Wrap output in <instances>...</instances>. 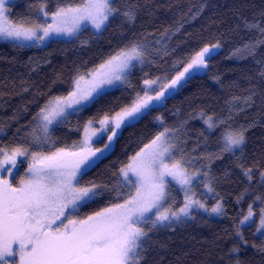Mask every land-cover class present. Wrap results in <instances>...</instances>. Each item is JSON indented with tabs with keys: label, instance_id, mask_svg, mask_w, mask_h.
Listing matches in <instances>:
<instances>
[{
	"label": "trees",
	"instance_id": "trees-1",
	"mask_svg": "<svg viewBox=\"0 0 264 264\" xmlns=\"http://www.w3.org/2000/svg\"><path fill=\"white\" fill-rule=\"evenodd\" d=\"M56 3L48 0V10H54ZM35 6L36 0H18L10 5V18L35 19ZM113 6L120 11L100 31L85 27L70 39L53 38L44 46L0 42V142L24 145L36 126L34 117L47 101L68 94L74 77L97 67L133 40L144 38L149 46L147 61L130 72L124 85L106 90L96 102L53 127L50 134L56 146L78 141L86 121L130 103L141 92L144 79L170 78L196 51L218 42L220 48L214 50L208 68L194 74L163 104L124 126L112 149L80 183L117 185L116 174L129 157L164 126H182L186 135L183 155L191 160L187 166L202 172L199 179L206 178L214 193L207 203L220 199L223 214L211 216L192 210L190 216L169 227L159 226L149 233L142 264H264V234L257 233L254 220L240 223L249 205L255 204L254 215L264 207V179L260 176L264 170V76L260 74L264 44L257 47L255 55L244 48L261 38L259 30L248 25L264 27V0H114ZM128 10L135 14L132 22L123 16ZM253 92L249 107L244 98ZM201 113L214 121L231 116L228 125L233 129L247 128L242 151L221 153L220 134L226 126L209 129ZM157 116L161 124L155 120ZM210 155L212 158L206 159ZM241 165L252 169L251 180ZM24 166L22 163L14 184ZM128 190L120 188L125 194ZM255 195L261 199L255 200ZM121 201L115 191H106L82 206L78 215L84 217ZM237 226L247 243L236 235ZM233 247L239 250L230 251Z\"/></svg>",
	"mask_w": 264,
	"mask_h": 264
},
{
	"label": "snow or ice",
	"instance_id": "snow-or-ice-1",
	"mask_svg": "<svg viewBox=\"0 0 264 264\" xmlns=\"http://www.w3.org/2000/svg\"><path fill=\"white\" fill-rule=\"evenodd\" d=\"M113 3L114 0H57L55 9L49 11L48 0H36L35 19L28 17L14 22L9 18L6 0H0V39L43 42L52 34H73L85 23L101 30L109 18L120 11ZM123 16L129 22L135 20L131 10L123 12ZM49 18L51 22H48ZM248 27L258 29L261 34V38L244 46L249 55H255L257 47L264 44V27L259 23ZM167 32L166 29L161 35ZM18 46L26 45L20 43ZM148 47L144 38L133 40L97 68L74 77L68 95L53 97L34 117L36 126L28 134L29 147L0 142V264H142L149 233L158 230L159 226L169 227L182 216H190L193 206L223 214L220 202L207 209L200 200L193 198L194 193L188 194L200 173L189 172L187 165L190 161L183 155L179 142L174 140L176 129L164 128L129 157L116 174L117 185L109 187L92 181L80 183L110 148L122 125L163 104L194 74L208 68L214 50L220 48L218 42L196 51L183 64L182 70L164 78L166 83H161L160 77L144 79L143 94L137 92L130 103L114 114L106 112L98 120H88L79 142H73L70 147H58L55 151L31 150L51 142L50 126L66 119L69 109L78 112L105 95L109 86L127 82L130 70L147 61ZM260 74L264 76V70ZM255 94L244 98L247 106H251ZM200 115L203 118V113ZM230 119L231 116L214 121L208 116L205 123L209 129L226 126L220 134V151L234 154L237 150L242 151L248 129L244 126L233 129L228 125ZM109 131L108 142L102 148L93 147L92 138ZM177 153H180L179 158ZM211 158V155L206 157ZM24 161H27L25 175L14 184V170ZM243 171L251 180L252 169L243 168ZM260 175L264 179V171ZM169 177L185 189L184 204L178 210L164 207ZM121 187H127L128 192L122 193ZM106 191H115L117 199L122 197V201L82 218L78 215L82 206L94 202ZM252 216L250 205L240 223ZM261 229H264V209L260 211L257 231ZM236 235L247 243L239 226ZM238 250L233 247L230 251Z\"/></svg>",
	"mask_w": 264,
	"mask_h": 264
},
{
	"label": "rangeland",
	"instance_id": "rangeland-1",
	"mask_svg": "<svg viewBox=\"0 0 264 264\" xmlns=\"http://www.w3.org/2000/svg\"><path fill=\"white\" fill-rule=\"evenodd\" d=\"M18 0H6V6L9 8V9H11V7H10V5L12 4V3H16ZM32 17V16H31ZM10 18V17H9ZM11 19V18H10ZM12 20V19H11ZM14 22L15 21H17V20H13ZM48 22H51L50 21V18H49V21ZM85 27H88V28H91L92 30H94V31H100V30H96V29H94L90 24H87V23H85L84 25H82L81 26V28L77 31V32H75V33H73V34H52L51 36H49L48 38H46L43 42H33V41H21V42H15V41H11V40H4V39H0V42H13V43H18V44H20V43H23L24 45H35V46H44V45H46L51 39H53V38H61V39H70V38H72V37H74L82 28H85ZM100 65V64H99ZM98 65V66H99ZM143 64H136V66L134 67V68H140L141 66H142ZM97 66V67H98ZM97 67H95V68H97ZM134 68H132L131 70H130V72L134 69ZM94 69V68H93ZM92 70V69H91ZM82 74H84V73H80L79 75H82ZM78 76V75H77ZM129 77V76H128ZM161 78V83H166L167 81L163 78V77H160ZM128 79V78H127ZM153 79H155V78H153ZM125 84V82H123V83H121V82H117L115 85H112V86H109L108 88H107V90L108 89H112V88H115V87H118V86H122V85H124ZM142 86H143V81H142ZM72 87H73V85H72ZM72 90V89H71ZM141 94H143L142 93V91L140 92ZM68 94H66V95H63V96H67ZM48 102V101H47ZM45 106V105H44ZM81 111V110H80ZM80 111H78V112H74V111H72V109H69L68 110V112H69V114H68V116H67V118L66 119H63L62 120V122H57V123H54L53 125H51L50 126V129H49V132H51V129L53 128V127H55V126H57V125H59V124H61V123H64V122H66L67 121V119L70 117V116H72V115H76L77 113H79ZM119 111V110H118ZM112 114H114V113H112ZM103 117V116H102ZM102 117H100V118H102ZM160 118V119H157V118ZM100 118H98V119H100ZM207 117L206 116H204L202 119H206ZM98 119H92V120H98ZM137 120V119H136ZM135 120V121H136ZM155 120L158 122V123H162V119H161V117L160 116H157V117H155ZM36 122V121H35ZM134 122V121H133ZM87 123V121L83 124V126H82V130H81V138L78 140V141H75V142H79L82 138H83V127H84V125ZM132 123V122H131ZM130 124V123H129ZM126 125H128V124H125V125H122L121 126V128L120 129H118L117 130V135L119 134V132L121 131V129L124 127V126H126ZM94 127H96V128H98L99 127V125L98 124H94ZM164 128H169V129H176L177 131L175 132V135H174V140L175 141H177V142H179V146H180V148H182V146H183V143H184V141H185V139H186V135H185V131H184V129H183V127L182 126H177V127H167V126H164L163 128H162V130L161 131H163L164 130ZM111 134V132L109 131V132H106V133H98L97 134V136L96 137H93L92 138V140H93V147H96V148H102L103 147V145H104V143H107L108 141H107V136L108 135H110ZM0 135H1V132H0ZM50 136H51V134H50ZM115 138L116 137H114V139H113V141H112V143H111V146H110V148L105 152V154H107L111 149H112V147H113V145H114V140H115ZM30 139V136L29 135H27V141ZM73 144V143H72ZM71 144V145H72ZM71 145H68V147H70ZM24 146L25 147H29V144L26 142L25 144H24ZM58 147H66V146H56L55 145V142H54V139H53V137L51 136V142L50 143H48V144H45L42 148H35V147H32V149L31 150H34V151H40V150H42V151H45V152H48V151H55V149L56 148H58ZM104 154V155H105ZM179 155H180V153H177V158H179ZM186 159H187V157H185ZM22 161L24 160V158H20ZM188 160V159H187ZM189 161V160H188ZM191 161V160H190ZM24 164H25V166H24V168L22 169V174L20 175V177H18V179L16 180V183H18V181L20 180V178L21 177H24V175H25V170L27 169V161H24L23 162ZM21 164L22 163H20L19 165H18V168L16 169V170H14V173H15V175H16V173L21 169ZM188 167V166H187ZM188 170H189V172H195V171H198V170H190L189 169V167H188ZM264 171V170H263ZM200 174H202V172L201 171H198ZM261 176V175H260ZM134 179V178H133ZM168 180H169V185H168V188H167V192H168V197H167V199H166V201L164 202V207H170V208H172L173 210H178L180 207H182L183 206V204H184V200H185V189H183V188H181V186L180 185H178V184H176L174 181H171V178L169 177V178H167ZM205 180L206 182H204V181H201V180ZM200 180V181H199ZM210 183V182H209ZM208 181H207V179L206 178H204L203 176H202V178L201 179H199V176L196 178V179H194V181H193V184L190 186V192L188 193L189 195H192L193 193H194V199H197V200H200L201 201V203H203L204 205H205V207L207 208V209H210V208H212V207H214L215 205H216V203L217 202H220L221 203V201H220V199H218L214 204H212V205H208V203H207V200L206 199H208V198H212V196H214V193H213V191H209L208 190ZM174 188H176L177 190H179V193H177V192H175V190H174ZM211 194H210V193ZM178 197H177V196ZM201 195H204V198H202L201 197ZM212 195V196H211ZM261 198H260V195H255V200H260ZM254 203H252L251 204V207H252V211H253V216L249 219V220H247V221H245L244 222V224L245 223H251L253 220L256 222V231H257V228H258V226H259V219H260V211H261V207H260V209L256 212V214L254 215V209H253V207H254ZM250 206V205H249ZM259 206V205H258ZM262 206V205H261ZM263 206H264V204H263ZM249 209V208H248ZM262 209H264V207L262 208ZM192 210H198V211H200V212H203V213H208V214H210L211 216H220L221 214H216V213H211L210 211H206L205 210V208H199V207H196V206H193L191 209H190V211H192ZM247 213H248V210H247V212H246V214L245 215H247ZM90 215V214H89ZM188 217V216H187ZM82 218V217H81ZM183 218H186V217H184V216H182L181 217V220L183 219ZM243 220V219H242ZM173 223H175V222H173ZM257 233H263L264 234V229H261L260 231H257Z\"/></svg>",
	"mask_w": 264,
	"mask_h": 264
}]
</instances>
